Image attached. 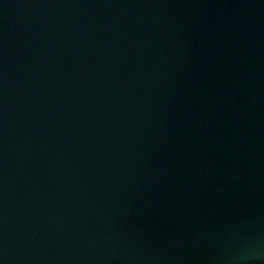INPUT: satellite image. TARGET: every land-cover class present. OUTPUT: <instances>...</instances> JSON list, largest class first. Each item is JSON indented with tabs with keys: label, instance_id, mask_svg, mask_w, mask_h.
Listing matches in <instances>:
<instances>
[{
	"label": "water",
	"instance_id": "95a60500",
	"mask_svg": "<svg viewBox=\"0 0 264 264\" xmlns=\"http://www.w3.org/2000/svg\"><path fill=\"white\" fill-rule=\"evenodd\" d=\"M0 264H264V0H0Z\"/></svg>",
	"mask_w": 264,
	"mask_h": 264
}]
</instances>
